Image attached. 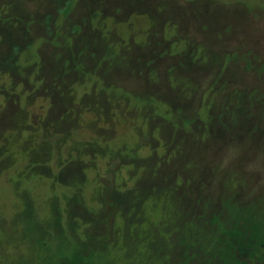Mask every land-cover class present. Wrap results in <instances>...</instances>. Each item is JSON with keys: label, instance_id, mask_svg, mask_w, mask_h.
I'll return each mask as SVG.
<instances>
[{"label": "rangeland", "instance_id": "374dc122", "mask_svg": "<svg viewBox=\"0 0 264 264\" xmlns=\"http://www.w3.org/2000/svg\"><path fill=\"white\" fill-rule=\"evenodd\" d=\"M19 8L18 43L0 55V264L166 263L167 255L157 256L169 236L166 223L190 213L182 198L191 191L217 186L208 183L216 168L219 194L215 202L207 197L209 212L228 209L246 220L251 239L232 242L247 250L240 264H264L258 152L222 162L225 150L245 143L227 140L213 163L201 161L202 169H192L188 155L205 146L207 109L216 121L224 110L214 96L225 79L226 98L235 99L236 87L249 108L257 97L264 82V0H0V18ZM207 49L215 62L205 70ZM199 66L204 72L176 73ZM225 66L226 78L212 90L210 72L222 75ZM173 78L179 88L168 84ZM176 97L182 105L169 103ZM167 104L181 107L187 123L172 120ZM247 115L244 121L250 109ZM251 117L249 130L259 125L264 132V112ZM190 119L196 121L188 125ZM220 121L226 133L234 120ZM145 177L151 192L134 219L115 215L104 233L100 215L92 232L107 180L123 192ZM246 183L256 184L252 200ZM73 195L80 206L67 214ZM172 196L181 200L179 209ZM55 205L61 235L50 215Z\"/></svg>", "mask_w": 264, "mask_h": 264}, {"label": "trees", "instance_id": "16d2710c", "mask_svg": "<svg viewBox=\"0 0 264 264\" xmlns=\"http://www.w3.org/2000/svg\"><path fill=\"white\" fill-rule=\"evenodd\" d=\"M12 8V7H11ZM18 11V12H17ZM11 16L14 18L12 19L9 15L4 16V18H0V55H6V50L11 53L12 47L11 45L18 43V34H19V27H21V21L19 18V14H23L22 9L19 8V10L14 9L10 10L9 12ZM13 13V14H12ZM14 25V26H13ZM207 46V45H206ZM208 48V47H207ZM209 49H212L209 47ZM208 49L204 52L206 56V64L202 67L207 70V68L213 69L214 67V58H208L213 56L211 53L207 52ZM151 55V54H149ZM119 60V59H118ZM166 60V59H164ZM169 60V59H168ZM154 64V60H150ZM116 62V61H115ZM162 62V60H160ZM159 62V64H160ZM229 62V61H228ZM194 67V66H193ZM198 70H195V69ZM201 66L195 67L194 71L188 72V70H182L176 73H197V72H204V69H202ZM260 72H264V68L259 69ZM211 76L208 79V87L211 84L212 90H216V85L219 80L222 78L225 79L224 76L227 72L226 66L225 71L221 75H216V72H210ZM189 74V75H190ZM172 75V74H171ZM175 75V74H174ZM173 75V77H174ZM260 86L258 87L257 91V97H255V101L252 104L251 107L247 108V104L244 101V95L242 92L235 88L232 90V94L235 99H228L226 98V87H230L231 82L229 80H224L223 85L221 88L216 90L214 98H216V103H218V100H222L224 110L220 114V118L224 120L226 117L232 118L234 121L231 124V126L226 127V133L222 132L221 129V121L218 116L217 121L219 122V125H216L215 117L212 116L214 113V109H207L206 111V121L202 123V125H206L205 130L203 132H200V135L206 136L205 139V146H200L196 150H192L188 153L189 156H191V168L192 169H202L205 165L204 162L201 161H207V163H213V158L215 155V151L217 152L221 148H223V145L227 143V140H234V142H238L239 139H242L245 143L238 144L237 148L234 150H225V153H223L222 162H231V161H237V157H243L245 154L249 153L251 149H253L254 152H258L256 155L255 163L257 172H259V175L261 174V181L262 183L259 186L264 185V132L261 129L259 125H256V128L253 131L249 130V127L251 126L252 117L258 118L261 114L264 112V82H259ZM169 85H173L175 88H179L181 83L175 82L174 78L171 81H168ZM182 88V87H181ZM190 90V88H188ZM240 89V88H238ZM242 90V89H240ZM261 91V93H260ZM235 94V95H234ZM262 95V96H261ZM261 98V99H260ZM227 99V100H226ZM260 99V101H259ZM182 101H178V97L174 99L173 101L169 103H178L179 105H182ZM215 103V102H214ZM168 108L170 109L171 115L170 118L172 120H178V122H181V125H184V123H187V120H185L188 115L183 113V109L181 107L174 108L173 106L167 104ZM250 109L251 115L247 121H244L242 119L243 116H248V110ZM259 111L260 114H259ZM197 118V115L195 116ZM199 118V117H198ZM185 120V121H183ZM208 120V121H207ZM189 124H192L196 121V119L188 120ZM201 124V123H200ZM224 126V125H223ZM225 138L226 141H223ZM257 142H261V147L257 148L256 144ZM255 148V149H254ZM225 149V148H224ZM263 152L261 155L260 153ZM136 160V159H134ZM139 166L142 168V175H146V173H149V165H146V160L138 161ZM226 162V163H227ZM216 166H219V164L216 163ZM221 166V165H220ZM214 175H212L211 179L208 180V183L210 185H217L211 189L208 193H201L203 191H206V189L200 188L198 192L191 191V194H188V197L185 196L182 198V201L185 202V206L190 209V213L185 216L184 218L180 217L176 224V219L174 217L175 224L177 225V231L175 230L170 231L172 228L175 227V224L168 225L170 223H166L165 227V233L168 232V238L165 239L164 245L161 246V248L157 249L160 254H157V256H162L165 254L167 255L166 263L165 261L162 262V264H240L242 263V257L243 252H246L245 249H238L234 243L240 242L242 238H246L247 236H250V239L252 237V234L249 232V224L244 220L242 217L241 219L238 217L233 218L228 209H225V211L220 212V210L214 215L209 212L211 208V204L209 203L207 197H210L214 202L217 199V194H219L218 186H219V180L217 178L218 175H221V170H213ZM106 187L101 190V192L98 194L99 199L101 202V210L100 212L95 215V218L91 220L90 228L92 232L95 230L94 228L97 226V224L100 222L98 218L100 219V215L103 218L104 222V233H106V230L109 231L110 227V219H113L115 215H117L119 218L124 219L125 222L129 223V221H132L134 219V215L137 211H140L141 206L144 202V197L151 192V187L146 183L147 177L144 178V181H137L135 187L131 190H126L123 192H116V190L110 185V180H107ZM158 182V181H157ZM160 182L157 183V187L160 188L158 190L157 187H154L156 189V193L162 192V188L160 187ZM248 187L243 186V188L247 189L246 192V198H249L252 200L253 195V189L251 190L252 186L255 187V185H250L249 183H246ZM241 188V187H240ZM264 189V187H263ZM252 192V193H251ZM156 193L154 195H156ZM151 196V195H150ZM153 196V195H152ZM77 195H73L70 199L66 200L65 207L67 210V214L73 213V210L76 206H80V203L76 199ZM188 198V199H187ZM206 199V200H205ZM205 200V201H203ZM170 204L173 206L177 205V208L179 209L178 205L181 203V200L178 199L176 196H172L170 198ZM205 206V210L201 211V215H198L195 211L196 209H201L202 206ZM224 210V209H223ZM84 211V210H83ZM225 212H227L230 216H225ZM238 216H240L241 211L237 208ZM84 213H86L84 211ZM247 213V212H244ZM50 215L52 222L55 226L56 233L60 234L62 233L60 225H59V209L55 206L50 208ZM173 217V216H172ZM211 220H210V219ZM167 222V221H166ZM234 228V229H233ZM232 229V230H229ZM252 231V230H251ZM90 242V241H88ZM87 242V243H88ZM234 242V243H232ZM101 244V240L99 241ZM253 242H251V245L253 246ZM86 244L83 243L81 246L84 248ZM162 252V253H161ZM249 252V251H248ZM152 252L150 253V255ZM65 260V259H64Z\"/></svg>", "mask_w": 264, "mask_h": 264}]
</instances>
